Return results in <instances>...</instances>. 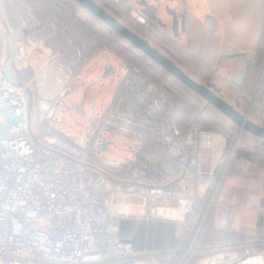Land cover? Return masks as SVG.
Segmentation results:
<instances>
[{
	"label": "built area",
	"instance_id": "1",
	"mask_svg": "<svg viewBox=\"0 0 264 264\" xmlns=\"http://www.w3.org/2000/svg\"><path fill=\"white\" fill-rule=\"evenodd\" d=\"M128 14L151 26L136 8ZM27 54L17 42L13 64ZM145 59L134 56L122 68L90 142L82 135L84 145L49 122L69 84L31 102L28 84L9 80L0 65V264H264V249L255 248L262 241L204 243L208 211L233 151L228 134L200 122L179 127L169 101L146 78L153 63ZM106 128L139 140L153 134L160 159L102 160L94 149ZM123 194L143 197L148 219L174 221L175 245L138 249L123 240V214L113 208ZM202 253L208 255L195 262Z\"/></svg>",
	"mask_w": 264,
	"mask_h": 264
},
{
	"label": "rangeland",
	"instance_id": "2",
	"mask_svg": "<svg viewBox=\"0 0 264 264\" xmlns=\"http://www.w3.org/2000/svg\"><path fill=\"white\" fill-rule=\"evenodd\" d=\"M48 1L56 3L57 1L66 2L68 0ZM97 1L142 36L151 38L150 27H146L136 19L131 18L125 11H120L119 8L108 4L105 0ZM73 3H75L74 0ZM73 8L71 15L77 21L84 22L85 25L82 26L81 24L82 35L89 38L94 49L106 47L128 61L137 55L146 59L149 58L131 43L120 37H115L108 29L109 26L99 20L98 17L90 14L84 7L75 5ZM53 14V10H47L43 16L44 23H48ZM49 28L48 26L43 32H38L37 35L44 36L46 31L50 30ZM120 58V56L113 55L105 57L100 52L95 59L96 63L101 64V67L105 61L114 63L115 69L105 77H100L102 72L93 76V78L100 77V90L96 98L95 118H91L90 123L85 115L71 108L73 102L84 97L85 87L80 83L77 86L74 85L75 88L66 96L59 98L58 108L61 110L58 111L55 121H49L50 124L67 130L69 133H75L76 139H81L83 135L84 140L89 143L92 133L96 131L97 119L110 103L116 81L125 66L120 62ZM152 63L153 70L146 69L145 73L158 84V89L163 91L170 103L178 126L185 127L191 122H200L203 126L225 131L228 134V146L233 150L216 192L215 200L211 203L208 211L204 243L233 242L240 239L264 243V141L245 130L240 131L238 125L223 112L209 104L203 97L184 85L160 65L154 61ZM91 67L86 68L87 73L91 74ZM191 75L206 85H210L213 90L233 103L240 111L248 113L251 119L264 125V49L252 72L248 74L249 86L245 87V83L241 90L231 81L221 79L220 76L204 75L197 77ZM95 90L96 88L89 90L87 94L85 107L86 112L90 115L92 114L91 102H89L90 95ZM35 100L36 97L31 94V102ZM61 114L62 119L60 120ZM100 141L108 143V151L101 152L95 146L94 153L120 162L136 160L137 156L134 151L141 146V140L115 130L110 131L108 128L101 131L96 142ZM239 151L251 154V158L239 154ZM244 159L251 161L250 166L242 162ZM233 175H240V177L234 178ZM129 203L136 207L130 210ZM113 208L123 214L121 222L126 221L128 223L125 232L120 231L121 237L125 233L124 240L132 241L138 249L165 248L177 240L175 222L166 218L148 219L145 216V201L141 196L123 194L113 201ZM211 223L216 227H212ZM255 248L262 250L264 245H256ZM207 255L202 253L197 259H205Z\"/></svg>",
	"mask_w": 264,
	"mask_h": 264
},
{
	"label": "crops",
	"instance_id": "3",
	"mask_svg": "<svg viewBox=\"0 0 264 264\" xmlns=\"http://www.w3.org/2000/svg\"><path fill=\"white\" fill-rule=\"evenodd\" d=\"M105 1L117 8L123 4L126 13L129 8H136L149 18L154 32L151 33V38L145 37L188 73L197 77L212 75L229 81L233 71H247L250 74L264 49V0ZM2 3L4 15L0 6V65H4L9 57L8 36L11 35L15 43L22 42L28 51L25 57L13 64L14 72L22 83L28 84L31 94L36 99L57 96L65 85L69 84L72 90L75 88L74 85L81 83L85 87L84 97L72 104L83 102L82 109L86 112L88 91L96 88L93 91V93L97 91L94 112L88 114L95 118L99 81L100 77H104V64L101 67L95 59L101 52L105 57L120 56L122 65L128 64L129 61L106 47L94 49L89 38L82 35V26L53 1L2 0ZM47 10H53L54 14L48 23H44L43 16ZM210 18L215 19L213 26L209 24ZM48 26L50 30L46 31L44 36L37 35ZM53 52L58 53L55 59H51ZM148 60L152 61L150 58ZM108 64L114 65L115 69L114 63ZM67 65H71V70L66 68ZM88 66H92L91 74L86 72ZM96 73H101L100 77L93 78ZM146 78L156 91L163 93L148 74ZM118 85L119 78L110 97V103ZM236 87L241 90L244 86ZM140 140L141 146L134 151L137 159L159 160L156 137L145 134ZM107 144L106 142V149ZM143 145L145 150L141 151ZM99 157L105 161H115L101 154ZM242 162L251 164L248 159ZM233 177L239 178L240 175ZM144 201L146 213L147 201L145 199ZM128 207L131 210L136 206L129 203ZM211 225L216 227L212 223ZM176 241L168 247L175 245ZM201 261L203 258L195 259V262Z\"/></svg>",
	"mask_w": 264,
	"mask_h": 264
},
{
	"label": "water",
	"instance_id": "4",
	"mask_svg": "<svg viewBox=\"0 0 264 264\" xmlns=\"http://www.w3.org/2000/svg\"><path fill=\"white\" fill-rule=\"evenodd\" d=\"M81 6H83L89 13L98 17L103 23L109 26L113 31H115L120 37H122L127 42L131 43L134 47L141 50L146 54L152 61L160 65L167 72L172 74L176 79L181 81L184 85L194 90L198 95L203 97L209 104L215 106L221 112H223L228 118H230L235 124L238 125L239 130H245L259 138L264 139V125L251 119L248 113L240 111L233 103L229 102L218 92L213 90L210 86L199 81L188 73L182 66L170 58L167 54L161 51L159 48L155 47L148 38L142 36L140 33L135 31L129 25L121 21L118 17L112 14L104 6H102L97 0H75ZM0 6L2 14L4 15V7L2 0H0ZM215 22L214 18H210L209 24L213 26ZM9 41V57L4 64V73L7 78L17 84H21V80L17 77L13 69V57L16 52V43L11 35L8 36ZM67 69L71 70V65L66 66ZM114 69V65H109L108 62L104 63V73L103 76L109 75ZM248 78L247 71H233L231 74V81L237 86H244ZM97 91L90 95V109L92 114L94 112L95 96ZM83 102L77 104H72L71 108L75 111L80 112L85 115L90 123V116L87 112L82 109ZM60 110V109H59ZM62 115H60V120ZM58 128V127H57ZM62 133L69 137L74 138V133H69L67 130L58 128ZM76 141L84 145L81 139H76ZM106 142L100 141L96 143V148L101 152H106L105 148Z\"/></svg>",
	"mask_w": 264,
	"mask_h": 264
},
{
	"label": "trees",
	"instance_id": "5",
	"mask_svg": "<svg viewBox=\"0 0 264 264\" xmlns=\"http://www.w3.org/2000/svg\"><path fill=\"white\" fill-rule=\"evenodd\" d=\"M75 1V0H74ZM59 6H61V8L65 11V12H67L69 15H71L72 13V9H74L73 7H75V5L76 6H78V5H80L79 3H77L76 1H75V3H73V0H68V1H66V2H60V1H57L56 2ZM78 4V5H77ZM81 6V5H80ZM83 7V6H82ZM73 18H74V16L73 15H71ZM75 19V18H74ZM75 21H77L76 19H75ZM80 25L82 24V26L83 25H85L84 24V22H82V21H77ZM153 24H152V22H151V26H150V29H151V33L152 32H154V30H153ZM111 32H112V34L115 36V37H120L115 31H113L110 27L108 28ZM150 33V32H149ZM150 33V34H151ZM95 35H97V33L95 32ZM120 38H122V37H120ZM123 39V38H122ZM149 59V58H148ZM256 64V63H255ZM254 64V65H255ZM249 84H250V82H249V80L246 82V84H245V87L246 86H249ZM208 86H210V85H208ZM211 87V86H210ZM172 109V108H171ZM173 116V115H172ZM146 135H151V136H154L153 134H150V133H147ZM263 141H264V139H262ZM143 149L145 150V145H143L142 147H141V151H143ZM239 154H241V155H244V156H246L247 158H251V154H249V153H246V152H241V151H239ZM127 222L126 221H123V222H121V220H120V231H122V232H125V229H126V226H127ZM126 234L125 233H123V237L125 236ZM120 237H121V235H120ZM123 237H121V238H123ZM123 240H124V238H123ZM135 245V244H134ZM136 246V245H135ZM165 248H167V247H165ZM159 249H164V248H159Z\"/></svg>",
	"mask_w": 264,
	"mask_h": 264
},
{
	"label": "bare ground",
	"instance_id": "6",
	"mask_svg": "<svg viewBox=\"0 0 264 264\" xmlns=\"http://www.w3.org/2000/svg\"><path fill=\"white\" fill-rule=\"evenodd\" d=\"M176 213V212H175Z\"/></svg>",
	"mask_w": 264,
	"mask_h": 264
}]
</instances>
